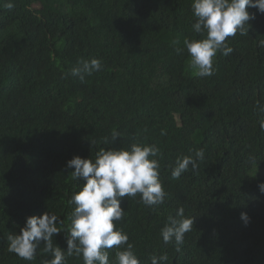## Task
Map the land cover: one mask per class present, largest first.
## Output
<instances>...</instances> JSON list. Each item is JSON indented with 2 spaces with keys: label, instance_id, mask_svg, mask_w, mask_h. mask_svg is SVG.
<instances>
[{
  "label": "trees",
  "instance_id": "trees-1",
  "mask_svg": "<svg viewBox=\"0 0 264 264\" xmlns=\"http://www.w3.org/2000/svg\"><path fill=\"white\" fill-rule=\"evenodd\" d=\"M8 2L12 10L3 7ZM192 3L0 0V264H45L43 245L31 262L7 251V236L45 212L64 221L53 242L66 250L68 201L84 183L72 178L67 162L129 148L137 137L161 149L167 193L154 208L139 194L122 200L125 218L114 223L140 264L154 255H167L164 264H264V176L254 174L264 170V14L249 8L255 18L248 35L227 38L233 52H218L214 74L198 77L183 43L203 38L193 28ZM92 58L101 61L99 72L84 82L65 78L79 60ZM113 130L121 138L105 144ZM198 149L205 152L198 171L172 179L175 159ZM179 207L194 225L177 252L160 232ZM107 251L113 264L115 246ZM66 264L83 259L68 257Z\"/></svg>",
  "mask_w": 264,
  "mask_h": 264
},
{
  "label": "clouds",
  "instance_id": "clouds-1",
  "mask_svg": "<svg viewBox=\"0 0 264 264\" xmlns=\"http://www.w3.org/2000/svg\"><path fill=\"white\" fill-rule=\"evenodd\" d=\"M3 7L12 10L14 3H5ZM191 7L196 18L193 28L203 38H185L183 43L190 56V66L198 77L214 74V58L218 52L224 56L233 52L226 43L227 38L235 37L238 33L248 35V21L255 18V14L248 11L249 8H256L264 14V0H193ZM259 47L264 48V40L259 41ZM101 69L99 59H81L70 73L65 74V78L70 75L84 82ZM258 111L261 117L259 125L264 130V105H258ZM121 136L119 131L113 130L110 138L104 137V143L114 145ZM162 155L156 144L140 143L137 137L129 148H102L94 159L72 158L67 162V167L74 169L71 176L84 183L68 201L73 210L64 231L67 249L53 242V237L61 232L57 224L63 225L64 221L45 212L42 216L27 217L19 234L10 233L7 236V251L31 262L43 245V252L50 256L45 264H66L67 258L73 256L82 257L83 264H110L107 250L115 246L113 264H140L128 234L114 222H121L125 218L126 211L121 207L125 197L131 200L139 194V202L149 208L164 203L167 193L159 178L158 159ZM204 159L203 149L196 150L194 156L177 157L171 165V178L177 180L190 169L197 172L198 161ZM258 187L264 193V183ZM240 218L245 224L250 221L246 212H242ZM193 225L194 218L186 217L184 207H179L175 216H169L161 228V238L165 244L174 243L179 252L185 234L192 231ZM150 259L151 264H164L168 258L167 255H154Z\"/></svg>",
  "mask_w": 264,
  "mask_h": 264
},
{
  "label": "rangeland",
  "instance_id": "rangeland-1",
  "mask_svg": "<svg viewBox=\"0 0 264 264\" xmlns=\"http://www.w3.org/2000/svg\"><path fill=\"white\" fill-rule=\"evenodd\" d=\"M255 172L256 173H254V174L256 177L264 176V170H262V169H257V171H255Z\"/></svg>",
  "mask_w": 264,
  "mask_h": 264
}]
</instances>
